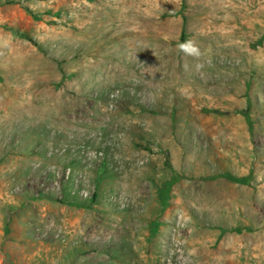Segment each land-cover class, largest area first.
Listing matches in <instances>:
<instances>
[{"label":"rangeland","instance_id":"1","mask_svg":"<svg viewBox=\"0 0 264 264\" xmlns=\"http://www.w3.org/2000/svg\"><path fill=\"white\" fill-rule=\"evenodd\" d=\"M0 264H264V0H0Z\"/></svg>","mask_w":264,"mask_h":264},{"label":"trees","instance_id":"2","mask_svg":"<svg viewBox=\"0 0 264 264\" xmlns=\"http://www.w3.org/2000/svg\"><path fill=\"white\" fill-rule=\"evenodd\" d=\"M27 10L31 13L33 18H35V19L38 18L37 14L33 13L30 9H27ZM19 35L22 36V37H25L27 40H29L33 44L37 45V43L31 37H28L25 33H19ZM182 37H183V35H182ZM246 118L249 121V117L247 116V114H246ZM166 163L169 164L168 159H166ZM215 177H223V178H226L227 180H230V181H232L234 183H239V184H248L250 182V180H251V174H248L246 176H235V175H233L231 173H228V172H224V173L218 174ZM175 180L176 179L174 177L171 180V183H173ZM92 201H93V199H92ZM236 230H238V229H236Z\"/></svg>","mask_w":264,"mask_h":264}]
</instances>
